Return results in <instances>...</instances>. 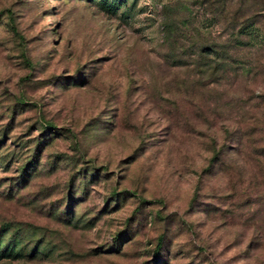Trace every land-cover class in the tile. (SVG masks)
I'll return each instance as SVG.
<instances>
[{"label": "rangeland", "instance_id": "obj_1", "mask_svg": "<svg viewBox=\"0 0 264 264\" xmlns=\"http://www.w3.org/2000/svg\"><path fill=\"white\" fill-rule=\"evenodd\" d=\"M0 264H264V0H0Z\"/></svg>", "mask_w": 264, "mask_h": 264}, {"label": "trees", "instance_id": "obj_2", "mask_svg": "<svg viewBox=\"0 0 264 264\" xmlns=\"http://www.w3.org/2000/svg\"><path fill=\"white\" fill-rule=\"evenodd\" d=\"M19 256V253H11L9 251H7L6 249H3L0 251V258H16Z\"/></svg>", "mask_w": 264, "mask_h": 264}]
</instances>
